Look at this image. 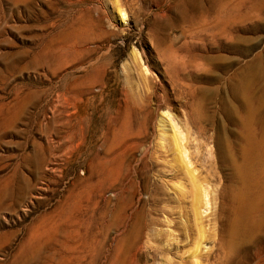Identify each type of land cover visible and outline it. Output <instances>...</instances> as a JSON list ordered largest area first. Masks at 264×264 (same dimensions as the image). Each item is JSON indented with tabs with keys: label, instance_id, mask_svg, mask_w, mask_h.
I'll return each instance as SVG.
<instances>
[{
	"label": "rangeland",
	"instance_id": "1",
	"mask_svg": "<svg viewBox=\"0 0 264 264\" xmlns=\"http://www.w3.org/2000/svg\"><path fill=\"white\" fill-rule=\"evenodd\" d=\"M29 241L37 264H264V0H0V264Z\"/></svg>",
	"mask_w": 264,
	"mask_h": 264
},
{
	"label": "bare ground",
	"instance_id": "2",
	"mask_svg": "<svg viewBox=\"0 0 264 264\" xmlns=\"http://www.w3.org/2000/svg\"><path fill=\"white\" fill-rule=\"evenodd\" d=\"M159 124H160L159 126L162 129V131H165L166 129H169L168 125H171L170 122H168V121H166V120H164L162 118L159 120ZM172 125L169 126V127H171V131H172L171 138L169 140H166V138L163 135H161L160 139H161L162 142L168 141L167 145H170V147L173 149V151L177 152L179 154L180 158H181V166L183 167V169L185 171L183 173V176L185 175L186 181H188V183L190 185V191L192 189V191L194 192L193 194L195 195L194 196L195 197V203H192V201H191V204H192L191 207L194 205L193 208H192V209H194L193 216L195 214L194 217L198 216V218H199L200 212L202 211L201 208L202 209H203V207L205 208L204 205L208 204V203L204 202V197L206 196V193L204 191L205 189L202 188L203 185H202V183L200 182V180L198 178L199 176L197 177L194 174V172H196V171L195 170L194 171L191 170L193 168L190 169L189 168L190 166L188 167V165H190V164H188L185 161L186 157L184 158V156L187 155V152L185 154L183 145H181V141L183 142V138H181V134H179V132H176L178 129L175 130L176 128H174ZM123 174H124V172H123ZM185 177H183V178H185ZM122 184H124V182ZM127 188L128 189L129 188H133V185L130 184L129 187H126V185L124 184V185H120V187H119V194L120 195H119V198H118V201H117L118 202L117 205H118V208L120 209L119 214H118L120 219L118 221V225H121L123 230H122V238L118 242V249L121 251V253L123 254L124 257L125 256H128V257H130V256L133 257L134 256L135 257L136 256V252H137L136 250L139 248V244H140V242H141V240L143 238V234L145 233V230H147V227L145 226L146 224H143V222H142L143 219L141 220V217H142V216H140L141 212H142L141 209H139L140 211L133 212L130 217H128L126 215V209L132 208V206L134 205V200H136L132 196L127 194ZM206 192H207V190H206ZM193 202H194V200H193ZM149 231H151V230H149ZM148 233H152V232H148ZM196 244H197V246L199 245L198 242ZM43 247H46V244L45 245H43L41 243L39 244V243H37V241L35 242V244H33L32 241L31 242L29 241L27 243V246L25 247V249L24 250L22 249L23 251L21 252V259L18 260V261H20L19 264H25L27 262H32L31 264H37L39 259H40L39 258L40 257L39 253L41 252ZM198 247H200V246H198ZM137 256H139L138 253H137ZM196 258L197 257H195V259ZM127 259H129V258H127ZM131 260H133V259L131 258ZM130 263L131 264H135L136 262L135 263L129 262V264Z\"/></svg>",
	"mask_w": 264,
	"mask_h": 264
}]
</instances>
